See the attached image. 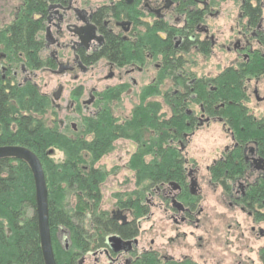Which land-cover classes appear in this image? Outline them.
<instances>
[{
  "label": "flooded vegetation",
  "instance_id": "af4514ba",
  "mask_svg": "<svg viewBox=\"0 0 264 264\" xmlns=\"http://www.w3.org/2000/svg\"><path fill=\"white\" fill-rule=\"evenodd\" d=\"M17 1L19 5L10 14V21L0 22V32L15 24L22 11L28 19L38 22L35 37L39 41L40 61L39 69L33 72H49L59 78L57 88L62 86L65 90L64 80L78 82L89 72L101 79L105 70V80L117 81L116 86L108 85L106 90L121 88L120 99L140 87L147 72L152 76L146 86L174 88L166 90L171 92L169 95L154 94V103H160L164 110L151 112V116L156 125L166 123L171 127L169 132L174 136L164 147L179 156L182 183L173 180L155 183L145 192L140 187L137 209L118 203L112 210H105L121 231L106 234L100 241L93 239L92 247L76 264H198L191 255L181 260L169 255L167 247L156 242L155 232L175 226L198 229L206 224L208 214L199 204L203 197L200 183L219 191L218 200L229 201L227 207L220 202L222 209L253 217L254 210L244 198L251 182L264 180V145L249 137L264 133V0ZM32 4L35 11L27 13ZM112 39L120 48V56L111 53ZM8 66L0 65L3 77L7 76ZM191 67L200 68L201 76L192 74ZM10 68L17 80V73L21 72L22 79L18 81H32L33 72L24 63ZM82 87H77V91L81 92L80 98L88 96L87 101H81L82 107L88 109L98 102L99 93L94 86L87 93ZM196 87L203 89V93L198 95ZM56 90L51 95L44 94L58 108L53 102ZM154 96H147L145 104ZM176 100H182L184 110L178 115ZM139 101L140 106L142 93ZM69 103L68 109L75 112V100ZM192 103L199 105L198 112L189 109ZM175 123L183 124L184 129L177 138ZM212 123L231 145L225 146L219 158L206 167V174H201L198 161L186 156L187 147L194 130ZM64 124L61 123V128ZM71 127L76 130L73 124ZM152 129H143L144 140L156 135L157 131L154 133ZM128 140L140 147L136 141ZM236 151L246 168L241 175L231 176L234 183L227 191L221 181L213 182L210 169L214 164L226 163L233 155L235 159ZM145 161L152 160L145 158ZM156 213L171 225L165 226L160 221L150 230L143 228V220ZM182 235L186 238L185 232ZM110 236L119 237L121 242L110 241ZM197 240L199 249L209 248L208 241L202 245V237Z\"/></svg>",
  "mask_w": 264,
  "mask_h": 264
},
{
  "label": "trees",
  "instance_id": "16d2710c",
  "mask_svg": "<svg viewBox=\"0 0 264 264\" xmlns=\"http://www.w3.org/2000/svg\"><path fill=\"white\" fill-rule=\"evenodd\" d=\"M23 13L15 24L0 32V57L3 55L0 65L19 67L24 63L28 71L33 72L39 69V41L35 37L39 24ZM114 42L115 39L110 41L113 45L111 53L120 56V48ZM10 67L5 81L0 69V146L21 145L31 149L40 159L49 191V225L56 262L76 264L77 259L92 247L93 239L100 241L106 234L121 231L109 213L101 209V185L106 181V173L95 167L103 156L110 153L115 141L128 138L140 146L129 166L139 190L141 187L143 192L149 191L155 183L168 180L182 183L179 156L174 150L164 147L174 136L169 132L171 127L166 123L156 125L151 116V112L155 114L164 109L160 103L145 104L144 101L156 92L164 95L170 92H163L161 86H148L143 89V102L131 120L107 125L101 122L100 116L84 118L81 130L69 136L56 118V107L52 105L51 98L33 81H18ZM120 93L119 87L106 91L114 99H118ZM75 95L78 97L81 92ZM165 105L169 108L167 102ZM175 105L177 115L184 111L182 100H176ZM173 125L177 138L183 124ZM150 127L157 133L144 140L143 129ZM249 137L260 146L264 145L263 132ZM57 150L64 155L61 162L52 158ZM147 155L152 156L151 162L146 163L144 157ZM233 157L235 155L226 163L214 164L210 169L213 182L221 181L227 191L234 183L231 176L241 175L246 168L237 151L236 158ZM126 196L131 197L130 194ZM244 202L254 210L255 222L264 221V180L250 183ZM119 204L137 209L136 196L126 202L120 199ZM62 231L67 235L69 246H63L60 251L54 242L55 234ZM258 256L264 264V247ZM0 264H44L33 176L28 165L17 159L0 160Z\"/></svg>",
  "mask_w": 264,
  "mask_h": 264
},
{
  "label": "rangeland",
  "instance_id": "374dc122",
  "mask_svg": "<svg viewBox=\"0 0 264 264\" xmlns=\"http://www.w3.org/2000/svg\"><path fill=\"white\" fill-rule=\"evenodd\" d=\"M18 5L17 0H0V22L6 23L10 21L12 17L10 14L14 13L15 7ZM192 68L193 71L191 73H196L200 77L202 74L201 69ZM106 71L100 74L102 76L101 79L89 72L83 75L78 82L64 80L65 90L61 100L57 102L59 106L56 108V118L62 124L65 123L62 129H64L63 131L66 132V135L71 136L73 132L78 133L81 130L83 119L93 117L96 113L97 115L94 118L100 116L101 122L103 121L107 125L110 123L118 124L132 119L136 108L139 106L140 94L144 88L148 87L146 85L151 81V73L143 74L142 84L134 89L131 95L126 94L122 95L121 99H114L106 94V91H108L106 86H116L117 81L105 80ZM17 74L18 80H21V72ZM30 78L39 86L43 93L49 95L57 89L59 84V78L49 72H33ZM100 80L102 82H99ZM81 85H83V90L86 89V93L93 86L97 88V93H99L98 102L93 103L88 109H84L81 105V101H87L88 96L85 94L80 98V96L76 97L75 95L76 92H80L77 91V87H81ZM170 88L172 87H164L162 91L165 92ZM196 89L199 95L203 93V89L200 90L198 87ZM171 90L173 91L174 88ZM71 99L76 102L75 112L68 109L69 100ZM155 99L154 96L148 101L156 104L154 103ZM198 107V104L192 103L189 109L198 112ZM71 124H75L76 130H73ZM183 130L182 128L181 131ZM114 143L110 153L103 156L95 165L96 168L103 169L106 173V181L101 185L103 196L102 210H112L116 204L120 203V199L126 202L128 199L137 197V193L135 195L133 193L139 190L138 186H136L135 174L129 167L133 163L139 148L128 139H119ZM227 145H231V141L219 132L214 123L210 125L204 124L198 130H194V135L191 137L187 147L186 156L197 160L201 168V174H206V167L210 166L213 160L219 158L221 151ZM52 158L56 162H61L64 159V155L57 150ZM144 158L148 161L152 160V156H145ZM200 184L203 188V197H201L199 204L208 214L205 215L206 224H203L198 229L186 226H175L168 230L160 229L155 232L157 234L156 242L167 247V253L176 259L181 260L184 256L191 255L198 264H262L258 253L264 247V221L255 222L254 218L249 217L247 214L222 209L220 202L223 207H227L229 201L225 198L218 200L219 191H216L214 187L209 186L207 183ZM128 194L131 197L128 198L126 196ZM219 212L221 213L219 214ZM201 218L204 219V216H201ZM160 221H162V224H166L162 215L156 213L154 217L149 216V218L143 220V228L150 230L153 224ZM167 225H171V222L165 226ZM182 232H185L186 238L183 237ZM200 237H202L200 243L204 245V242L208 241L210 244L209 248H204L203 246L199 249V241L197 239ZM151 238L148 239V242ZM169 238L173 240L171 241ZM54 244L56 249L60 251L63 246L65 247L69 244L66 233L62 231L55 234ZM63 258L65 259V257Z\"/></svg>",
  "mask_w": 264,
  "mask_h": 264
},
{
  "label": "water",
  "instance_id": "95a60500",
  "mask_svg": "<svg viewBox=\"0 0 264 264\" xmlns=\"http://www.w3.org/2000/svg\"><path fill=\"white\" fill-rule=\"evenodd\" d=\"M63 90L62 86L57 88L53 94V102H58L61 99ZM89 102L90 101H88V103ZM73 127L75 128V124H73ZM2 159H17L28 165L35 186L38 232L44 264H57L49 225L48 187L40 159L31 150L19 145L0 146V160ZM193 184L195 185V183ZM122 221L125 223L126 218L123 217ZM108 239L117 243L121 242V239L117 236H110Z\"/></svg>",
  "mask_w": 264,
  "mask_h": 264
},
{
  "label": "bare ground",
  "instance_id": "6f19581e",
  "mask_svg": "<svg viewBox=\"0 0 264 264\" xmlns=\"http://www.w3.org/2000/svg\"><path fill=\"white\" fill-rule=\"evenodd\" d=\"M33 11H35V7H32L31 9H29L28 10V13H32ZM27 48H29V47H27ZM2 79L5 81V80H7V76L6 77H3L2 76ZM19 146H21V145H19ZM24 147V146H23ZM27 148V147H26ZM29 149V148H28ZM29 150H31V149H29ZM32 151V150H31ZM33 152V151H32ZM34 153V152H33ZM48 200H49V191H48Z\"/></svg>",
  "mask_w": 264,
  "mask_h": 264
}]
</instances>
